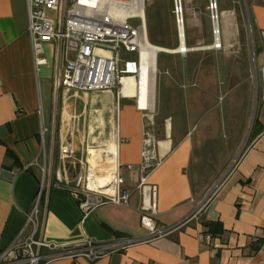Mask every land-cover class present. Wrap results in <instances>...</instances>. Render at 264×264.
I'll list each match as a JSON object with an SVG mask.
<instances>
[{
  "label": "crops",
  "instance_id": "crops-1",
  "mask_svg": "<svg viewBox=\"0 0 264 264\" xmlns=\"http://www.w3.org/2000/svg\"><path fill=\"white\" fill-rule=\"evenodd\" d=\"M219 1L224 6L221 26L217 22L220 48L214 46L215 36L196 46L184 30L183 41L179 36L175 44H163L150 37L144 14L146 39L158 48L152 109L142 112L133 97L122 96L106 119L111 107L87 108L79 94L55 91L57 43L44 44L46 64L36 68L26 0H0V251L29 236L67 244L89 236L105 243L130 242L92 262L54 258L56 252L42 247L41 264H264V0ZM243 17L249 26L238 25ZM181 44L184 53L178 51ZM160 53L168 55L162 70L168 75L165 96L173 107L166 110L157 102ZM49 87L58 102L53 107L42 101V90ZM95 93L88 94L91 103L99 97ZM109 123L129 204H106L84 214L71 191L73 183L52 175L56 160L61 166L59 143L71 140L74 159L85 164L90 146L105 145ZM96 129L100 133L93 144L90 134ZM44 130L49 132L47 144ZM147 140L154 158L142 172ZM244 143L248 148L241 154ZM233 166L198 217L187 219ZM143 176L156 186V214L151 217L156 233L141 221L147 213L139 188ZM210 223L220 227L210 230Z\"/></svg>",
  "mask_w": 264,
  "mask_h": 264
},
{
  "label": "built area",
  "instance_id": "built-area-1",
  "mask_svg": "<svg viewBox=\"0 0 264 264\" xmlns=\"http://www.w3.org/2000/svg\"><path fill=\"white\" fill-rule=\"evenodd\" d=\"M132 0H26L28 12V35L31 43L32 57L35 67L46 64L44 44L55 41L56 63L54 68L55 91H74V95L81 93L87 96L92 92H111L117 89V96H127L122 92V79L133 76L139 78L141 70V52L147 42L144 31V15L128 13L118 16L113 13L129 6ZM139 2V0H137ZM144 0H142V9ZM212 20H217L215 13L216 3L211 2ZM144 10V9H143ZM176 12V11H175ZM178 11L176 12L177 15ZM181 15V9H180ZM131 18H138L140 24L134 26ZM182 22L181 16L177 23ZM215 34V29L213 30ZM180 36V35H179ZM264 38V31L261 32ZM264 46V44H262ZM122 52L136 53L134 62L121 66ZM73 53L74 57L69 55ZM262 80L261 96L264 98V66L260 69ZM136 107L142 112H149V102H140V96L134 94ZM74 150L71 142L60 141L59 156L61 166L56 171L58 182L69 184L66 163L76 168L80 165L73 180V195L79 200V206L84 214L106 204L126 206L129 204V193L122 189L123 178L119 171L120 164L115 162L113 173L107 177L104 190L97 189L91 184L95 179V171L102 172L105 165L97 166L96 170L89 161L85 164L77 163L73 157ZM241 155V154H240ZM153 156L152 143L145 142L142 151L140 168L145 172L151 166ZM239 157L236 162H238ZM236 164V163H235ZM234 164V165H235ZM83 165L86 167L83 170ZM132 167V165H129ZM225 177L199 201L189 218H197L204 206L209 202L224 184ZM102 169V170H101ZM139 188L142 193V210L146 211L141 217L142 224L156 233L152 224V216L156 214V186L146 183V176L141 178ZM42 190V188H41ZM40 190V194H41ZM40 198V197H39ZM35 206L29 221H34ZM160 234V232H158ZM157 233V234H158ZM205 239L211 240L206 234ZM123 242H99L86 236L81 242L54 243L34 239L33 236L18 238L8 248L0 251V264H41L40 249L46 247L56 252L54 258L70 257L74 260L84 258L90 262L105 257L126 247ZM77 264V263H74Z\"/></svg>",
  "mask_w": 264,
  "mask_h": 264
},
{
  "label": "rangeland",
  "instance_id": "rangeland-1",
  "mask_svg": "<svg viewBox=\"0 0 264 264\" xmlns=\"http://www.w3.org/2000/svg\"><path fill=\"white\" fill-rule=\"evenodd\" d=\"M211 2L216 3V9L214 10L217 16V22H219V25L221 26V19L222 15L224 14L221 11V8L224 7L223 4L219 0H181L182 3V22H183V30L186 33V36L189 38L191 42L196 44V46H205L206 43H208L212 37L216 35L214 34V23L212 20V12H211ZM226 2V1H225ZM239 6L243 10V4L242 2L238 3ZM144 14H145V20H146V26L148 28V31L150 33V37H153L155 40L160 41L163 44L167 45H173L175 42H177L178 37H179V32H178V23H177V16H176V9H175V0H144ZM244 18V17H243ZM130 22L134 26H138L140 24V21L138 18H131ZM238 25L242 26H249L248 22L246 19H238L237 20ZM216 41V40H215ZM220 48V47H219ZM204 51V50H203ZM202 52V51H200ZM136 53L133 52H122L121 54V66L123 67L125 63L128 62H134L136 60ZM183 54V53H182ZM70 58L74 57V54L71 53L69 55ZM204 57V54L201 53L199 56L200 59ZM168 55L166 53H160L159 55V71H158V76H157V102L159 107L161 106L162 110H166L167 108H172L173 104L171 103L172 99L166 98L165 94L166 91L164 90L165 88V80L167 79L168 75L165 74L164 67L163 65V60L167 59ZM172 73V72H171ZM51 77L48 78V81L51 82ZM43 91V105H47L48 107H53L55 106V100H56V93L53 88L49 87V90L46 92ZM68 94H73L74 91H68ZM79 96L85 101L86 107L89 108H96L98 106H108L112 108L111 113H107L106 119L111 118L113 115V108H116V101H117V89L114 88L112 89L111 92H96L99 97L94 98V102L91 103L90 98L85 99V96H83L81 93H78ZM223 97L220 95L219 98V104H222ZM57 102V100H56ZM96 102V103H95ZM225 103V102H223ZM58 104V102L56 103ZM87 119L89 120L90 114L87 111ZM171 119H173L175 116L173 114L170 115ZM46 123L43 125V129L46 128ZM110 123L107 124L104 133L106 134V141L105 145L103 146H90L92 150H90V157L88 158L89 161H92L93 157V163L97 164L98 166L102 165H108V160L106 155L104 154V150L106 149V145L112 141L111 136V130H110ZM87 136L88 132L86 131ZM99 130L96 129L94 132H91L90 136V142L91 140H94L93 137H97L99 135ZM44 142L47 144L48 139H49V132L46 130L43 131L42 133ZM58 139V131H54V140L57 142ZM67 142H71V140H64ZM96 141H93V144ZM72 143V142H71ZM248 148V144L244 143L243 146L241 147V154ZM55 156V155H54ZM56 158V157H55ZM92 164V162H91ZM58 161L56 160V163H54L53 170H52V175H56V171L58 170L57 168ZM59 165H61V161L59 162ZM66 168H67V175L69 178V185L73 183L74 187V178L76 176L77 171L80 169V165H76V168H73L71 164L66 163ZM109 166V165H108ZM83 170H85V166L83 165ZM115 168V164L113 166ZM49 165L45 166V174L48 176L50 173L49 170ZM71 186V185H70ZM40 193L37 196V199H39ZM37 208V207H36ZM37 213V212H36ZM34 213V215H36ZM34 217V216H33Z\"/></svg>",
  "mask_w": 264,
  "mask_h": 264
},
{
  "label": "bare ground",
  "instance_id": "bare-ground-1",
  "mask_svg": "<svg viewBox=\"0 0 264 264\" xmlns=\"http://www.w3.org/2000/svg\"><path fill=\"white\" fill-rule=\"evenodd\" d=\"M106 1V0H104ZM180 9H181V19H182V3L180 0ZM115 15L118 16H124L128 13L138 14V15H144V10L142 9V0H132L129 6L117 9L113 11ZM215 22V20H214ZM183 22L179 23V33L181 41H183ZM215 29V35H216V41L214 46L220 47L221 44L219 42L218 34L219 29L218 26L214 27ZM145 47L143 48L141 52V70L139 74V78H134L133 76L124 77L122 79V92L124 95H127L128 97L133 96L134 94H138L140 96V102L143 104L144 102H149V104L153 105V77L155 72V55L157 51V46L149 43L148 41L145 42ZM187 49L184 44H181L178 48V51L185 52ZM177 51V50H176ZM125 97V96H124ZM85 99H88V95L85 96ZM152 109V108H151ZM114 132V131H113ZM101 141V140H100ZM115 147V148H114ZM92 150V148H90ZM93 151V150H92ZM104 154L107 157L108 165H105L107 168L103 169L102 172H96V167L98 166L96 163H93V157L92 162L93 167H95V179L96 181L91 180V184L94 185L97 189L104 190V186L106 185L107 177L110 176V174L113 173L114 170V164L116 162V145L113 141L108 143L106 149L104 150ZM99 167V166H98ZM102 170V169H101Z\"/></svg>",
  "mask_w": 264,
  "mask_h": 264
},
{
  "label": "water",
  "instance_id": "water-1",
  "mask_svg": "<svg viewBox=\"0 0 264 264\" xmlns=\"http://www.w3.org/2000/svg\"><path fill=\"white\" fill-rule=\"evenodd\" d=\"M180 0H175V9H176V12L178 11V13H177V18L179 17V19H180ZM213 23H214V27H216L217 26V20H215V22L213 21ZM178 32H179V23H178Z\"/></svg>",
  "mask_w": 264,
  "mask_h": 264
},
{
  "label": "trees",
  "instance_id": "trees-1",
  "mask_svg": "<svg viewBox=\"0 0 264 264\" xmlns=\"http://www.w3.org/2000/svg\"><path fill=\"white\" fill-rule=\"evenodd\" d=\"M208 226H209L210 230H212L213 227H215V228L220 227V224L219 223H210V224H208Z\"/></svg>",
  "mask_w": 264,
  "mask_h": 264
}]
</instances>
